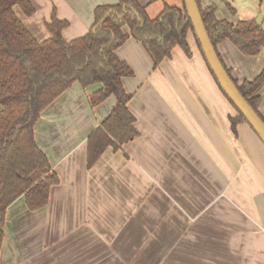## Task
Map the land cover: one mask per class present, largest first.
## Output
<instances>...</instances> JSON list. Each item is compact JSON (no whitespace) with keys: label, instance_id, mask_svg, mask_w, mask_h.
Returning a JSON list of instances; mask_svg holds the SVG:
<instances>
[{"label":"crops","instance_id":"1","mask_svg":"<svg viewBox=\"0 0 264 264\" xmlns=\"http://www.w3.org/2000/svg\"><path fill=\"white\" fill-rule=\"evenodd\" d=\"M31 1L35 14L15 10L39 41L50 38L46 23L54 14L69 21L63 35L71 41L89 32L98 5L118 2ZM161 1L140 0L152 3V14ZM202 5H216L217 17L233 23L261 14L264 28V0H202ZM188 42L192 57L177 46L157 68L138 40L120 46L118 55L134 70L123 81L133 93L128 106L139 135L119 150L108 148L91 168L88 138L110 114L115 98L92 107L88 94L101 85L86 90L75 83L43 111L36 140L60 183L36 211L27 207L24 195L8 207L0 264H77V253L79 264L103 259L264 264V143L247 122L234 134L230 117L238 111L192 32ZM217 48L239 82L264 71V47L258 55L244 54L231 40ZM260 95L264 115V85ZM115 227L119 248L104 251V229Z\"/></svg>","mask_w":264,"mask_h":264},{"label":"trees","instance_id":"2","mask_svg":"<svg viewBox=\"0 0 264 264\" xmlns=\"http://www.w3.org/2000/svg\"><path fill=\"white\" fill-rule=\"evenodd\" d=\"M161 2L157 14L150 12L152 3L143 5L140 0L98 5L89 32L71 41L63 35L69 21L54 14L46 23L50 38L39 41L15 10L19 7L27 16L35 14L32 1L0 0V245L5 238L8 207L24 195L27 207L36 211L48 203L52 186L60 183L47 154L36 140L35 126L43 111L62 93L75 83L86 90L101 85L88 94L92 107L115 98L110 114L88 138L89 168L108 148L119 150L139 135L136 117L128 106L133 93L126 90L123 81L125 77L134 76V70L117 53L129 38L142 43L157 68L177 46L192 57L188 42V34L192 32L222 90L196 36L185 0H181V4L176 0ZM197 3L221 62L244 98L264 119L259 110L264 71L253 80L239 82L217 48L221 41L231 40L244 54L258 55L264 47L262 24L256 18L235 23L220 19L216 5L204 7L202 0ZM228 100L238 111L236 117H230L232 131L238 135V124L247 120Z\"/></svg>","mask_w":264,"mask_h":264},{"label":"water","instance_id":"3","mask_svg":"<svg viewBox=\"0 0 264 264\" xmlns=\"http://www.w3.org/2000/svg\"><path fill=\"white\" fill-rule=\"evenodd\" d=\"M185 5L208 64L214 72L222 90L234 103L237 109L245 116L248 124L253 128L261 141L264 143V119L258 115V113L244 98L234 80L221 62L215 47L209 38L197 0H185ZM256 20L259 24H261L262 15L260 14Z\"/></svg>","mask_w":264,"mask_h":264},{"label":"rangeland","instance_id":"4","mask_svg":"<svg viewBox=\"0 0 264 264\" xmlns=\"http://www.w3.org/2000/svg\"><path fill=\"white\" fill-rule=\"evenodd\" d=\"M176 1H177L178 4H181V0H176ZM159 3L160 2H158V5L155 4V7L156 6L159 7V9H156L157 12L160 10V4ZM231 129H232V127H231ZM116 230H118V228H116V227L115 228H107V229H104V245H102V247L104 248V251H111V250L117 251L118 250L119 246H118L117 243H115L116 242L115 240H117L115 238V236H116ZM109 239H111L112 241H108ZM93 246H96V245L94 244ZM125 247L127 248V250H131V245L130 244L125 245ZM104 253L103 254L96 253V255H99V256L102 255V256H104ZM77 258H78L77 259L78 260L77 264L83 262V261L80 262L81 259H79V254L78 253H77ZM129 262L131 263V261H129ZM93 264H120V263H118L117 260H113V259H103V260H97V261L94 260L93 261Z\"/></svg>","mask_w":264,"mask_h":264}]
</instances>
